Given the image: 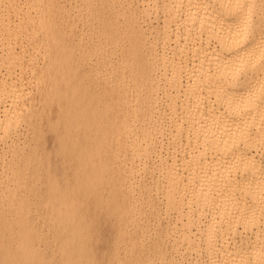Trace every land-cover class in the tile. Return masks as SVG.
<instances>
[{
	"label": "bare ground",
	"instance_id": "1",
	"mask_svg": "<svg viewBox=\"0 0 264 264\" xmlns=\"http://www.w3.org/2000/svg\"><path fill=\"white\" fill-rule=\"evenodd\" d=\"M82 1L88 3L91 16L100 24L97 31L101 35L116 41L121 33L126 39L118 69L135 63L133 76L143 82L157 80L156 86L167 93L163 117L175 141H170L172 147L158 148V161L150 176L160 177L157 189L165 207L181 222L179 229L175 223V232L190 249L194 242L198 246L204 241L208 257L199 264H264V0H148L142 12L149 16V12L161 10L164 25L156 34L164 42L174 40V59L156 52L153 41L157 36L150 40L153 34L147 35L136 12L122 14L109 9L111 5L119 8L122 1ZM20 2L23 0H0V136L9 144L6 138L18 135L22 124L34 132L36 140L45 134V126L50 128L46 135L58 131L60 125L65 135L82 130L89 141H65L62 137L59 142L63 146L66 142L88 145L91 154L85 159V153L80 155L94 192L111 169L104 158L92 159L108 154V147L118 137L131 134L126 123L117 128L125 121L112 104L115 97L125 96L120 101L124 113L134 114L129 108L127 82L124 76L117 79L110 72L104 81L118 82L119 90L96 91L98 69L83 70L92 59L68 39L73 23L66 7L58 0H37V5ZM136 4L129 0L123 6L132 9ZM122 15L127 28L120 23ZM11 16L17 17L14 26ZM106 45L100 43L102 49ZM35 49L38 56L31 51ZM145 88L152 91L155 85ZM140 103L137 114L153 112L159 101L145 106ZM50 113L56 114V119L50 118ZM19 140L12 139L0 151V167L7 168L3 170L6 177L0 179V264L54 263L36 246L39 234L28 218L35 197L20 199L26 177L38 179L41 172L46 175V205L59 240L60 262L90 264L83 262L93 256L86 247L90 237L80 206L55 179L64 159L44 157L37 144L22 155L25 149L14 142ZM144 140L126 144L139 155L150 143L162 142L153 141L150 131ZM169 153L171 162L165 159ZM108 179L113 183L111 218L124 220L133 206L136 185L128 179L127 189L120 190L123 180ZM201 223L205 229H196L197 235L194 228ZM7 234L13 247H5ZM218 237L223 240L222 247L215 252ZM161 249L162 245L147 253L133 249L129 264H178L173 259L166 262Z\"/></svg>",
	"mask_w": 264,
	"mask_h": 264
},
{
	"label": "rangeland",
	"instance_id": "2",
	"mask_svg": "<svg viewBox=\"0 0 264 264\" xmlns=\"http://www.w3.org/2000/svg\"><path fill=\"white\" fill-rule=\"evenodd\" d=\"M58 1L62 7H66L67 13L69 14L68 19L73 23V28L68 32V39L77 42L92 59L90 65L84 67L83 70L92 71L95 68L98 69L99 73L97 78L100 80V84L96 88V91L100 93L112 87L115 90H119L117 87L118 82L108 83L104 81V79L109 76L110 72H112L117 79L118 77L124 76L129 91V96L127 98L131 101L129 108H132L134 114L129 115L128 113H124L120 101L124 99L125 96L120 98L115 97L112 104L116 107L114 111L119 112L120 117L125 121L122 124H118L117 128H120L126 123L127 126L130 127L131 134L129 137H125V134L118 137L117 139L119 140H115V142L108 147V154L101 156L97 155L95 159H92V155L88 156V159L92 160L104 158L111 169L109 171L110 176H105L102 183L96 186L94 192L95 185L91 186L88 183L89 172H84L82 157L80 155V153H85L83 157L85 159L87 154H91L87 150L88 145L85 143H76L72 146L69 142H66L64 144L66 147H64L59 142L62 137L65 141H89L85 132L82 130L74 129L70 134L65 135L61 134L62 129L60 125L58 131L50 132L46 135V131H49L50 128L45 126V134L41 139L36 140L33 138L34 132L31 130L29 131L26 124H22V127L17 129V132L15 131L18 135L13 133L11 137L12 139L20 138L19 141H14L18 142L25 149V151L20 152V154L23 155L27 153V151L34 146L33 144H37L39 148L42 149L44 157L47 155L51 158L57 156L58 160L64 159L60 162V166L55 173V179L59 183L61 189L69 190L72 200L80 206V216L86 221L87 233L90 237L86 247L89 246L91 251L88 254L93 256V258L87 259L85 257L83 260L84 263L129 264L133 256V249L135 252L147 253L157 245H162L161 252L164 253L166 262L173 259L176 260L178 264H195L196 262L199 264L202 259L205 260L206 258L207 260L208 252L206 251L204 241L198 242L200 244H198V246H195L197 242H194L195 244L192 245L190 249L188 248L190 246L182 241V237L180 238V235L175 232V223L177 222L176 225L178 224L177 228L179 229V227H181V222H178L179 220L177 221L178 218L176 213L167 211L165 207L161 196L162 194L157 189V181L160 180V177L151 178L150 176V173L154 172V165L158 161L156 157L158 148L172 147L173 145L169 143L170 141H175L173 140L174 138L171 137V128L166 126L163 117V112L165 111L163 101L167 98L165 89L161 86H156L157 80L143 82L133 76L132 68L137 67L135 63L128 68L118 69L122 67L123 47L127 44L126 39L120 37L121 33L118 34V37L116 36V41H111L104 35H101L100 31H97L100 24L91 16L88 3L84 4L82 0ZM118 1H122V4L119 2V8L115 9L114 6L111 5L109 9L117 12L121 11L122 14L126 11L136 12L138 15V23L147 30V35L148 33L153 34L150 36V40L153 41V37L157 36L156 29L160 30L161 27L163 28L161 25H164V23H162L163 13L161 10L156 11L157 14L155 11L152 13L149 12L150 15L148 16L142 12L143 4L146 5L148 0H135L137 4L132 9L124 7L129 0ZM20 3L29 5L38 4L37 0H23V2ZM148 3H150V5L153 4L151 1ZM97 14L98 13H93V15ZM16 22L17 17L11 16V25L14 26ZM120 23L122 27H128L123 15L120 17ZM175 27H172L174 31L176 30ZM165 42L164 39L157 36L153 41L156 52H158V54L164 53L167 58L171 57L174 59L176 57V52H172L176 46L174 40L171 42L166 40ZM100 43L107 45L102 49ZM96 48H101L103 52H98ZM146 49H148V47H146ZM31 51L34 52L36 56L39 55L37 49ZM130 59L132 61L135 60L133 56L130 57ZM104 62H106V64H104ZM151 84L155 85L152 91L145 88V86H150ZM139 100H141L140 104L142 106L148 105L151 101H159L158 107L154 109L153 112L147 111V113L137 114L135 109ZM191 102L192 100L190 104ZM147 114H149V117ZM50 115V118L56 119L57 117V115L53 113H50ZM147 131H150L151 135H153V141L157 140L162 142L150 143L146 149L142 146L143 149L139 154L140 156L134 154L133 148L127 145L126 142H131L133 140H140V142H143ZM11 138H6L9 144L12 143ZM5 143L3 137L0 136V151L5 150V147L9 146V144ZM7 149L8 148H6V150ZM172 156L173 155L169 153V156H166L165 159L171 162ZM6 169V167L2 169L0 167L1 181L6 177L3 172V170ZM109 177L114 178L116 182H118V179L124 181L119 185L120 190L127 189L129 186L127 183L128 179H131L136 185V195L135 197L133 196L132 200L133 206L128 208L124 220L111 218L110 189L113 183L109 181ZM33 182L35 183L33 184ZM145 184H147V187L144 190H140ZM79 187L81 188L80 190ZM89 187L90 189L86 190ZM28 196L35 197L30 206L28 218L31 221V225L39 234V240L36 242V246L43 252L48 261L54 262L53 264H62L58 258L57 250L59 240L55 237L53 223L49 222L50 212L49 207L46 205V175L43 172H41L38 179H36L34 175H28L26 177V186L20 193V199H26ZM100 213L103 215V223L97 225L94 223V218ZM205 221H203V224H205ZM199 225L201 226H198V228L195 227L194 229H199V227L205 229L202 223ZM166 232H168V234H166ZM197 235H199V232H197ZM11 238L10 234L6 235L5 247H13L9 246L11 245L9 243ZM222 241L221 238L218 237V243L215 245L216 248L214 249L215 252L218 250L217 247H222ZM136 242L137 245L133 246L132 244ZM193 246H195V249ZM211 253L212 252H209V255Z\"/></svg>",
	"mask_w": 264,
	"mask_h": 264
},
{
	"label": "snow or ice",
	"instance_id": "3",
	"mask_svg": "<svg viewBox=\"0 0 264 264\" xmlns=\"http://www.w3.org/2000/svg\"><path fill=\"white\" fill-rule=\"evenodd\" d=\"M247 27V24H246ZM242 69H238L237 72H241ZM94 223H96L97 225H100L103 223V215L102 213L98 214L95 218H94Z\"/></svg>",
	"mask_w": 264,
	"mask_h": 264
}]
</instances>
